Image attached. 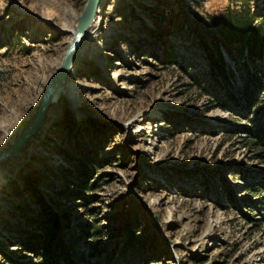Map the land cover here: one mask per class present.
Returning <instances> with one entry per match:
<instances>
[{
    "label": "rangeland",
    "instance_id": "obj_1",
    "mask_svg": "<svg viewBox=\"0 0 264 264\" xmlns=\"http://www.w3.org/2000/svg\"><path fill=\"white\" fill-rule=\"evenodd\" d=\"M86 2L0 0V153ZM228 10L264 19V0L102 1L55 116L0 169V264H264V164L245 141L264 113L215 101L240 99L246 54L223 51L226 87L193 33Z\"/></svg>",
    "mask_w": 264,
    "mask_h": 264
},
{
    "label": "trees",
    "instance_id": "obj_2",
    "mask_svg": "<svg viewBox=\"0 0 264 264\" xmlns=\"http://www.w3.org/2000/svg\"><path fill=\"white\" fill-rule=\"evenodd\" d=\"M193 33L205 50L213 80L216 83L221 82L226 87H230V75L233 77V73L224 59L223 51L233 62L237 57L246 54V61H243V69L240 70L242 75V86L238 92L240 99L227 92L224 93L226 96L219 94L215 101L217 107L222 110L230 109V103L242 101L248 110L260 118L264 113V102L254 93L258 95L264 91V71L259 70L255 63L264 61V19L259 15H245L242 12L228 10L223 17L212 20L211 30H202L198 27ZM196 86L201 92L209 93L202 83H197ZM246 134V145L254 150L259 159H263L264 164V124H260L259 120L250 123ZM258 190L264 192V185Z\"/></svg>",
    "mask_w": 264,
    "mask_h": 264
},
{
    "label": "water",
    "instance_id": "obj_3",
    "mask_svg": "<svg viewBox=\"0 0 264 264\" xmlns=\"http://www.w3.org/2000/svg\"><path fill=\"white\" fill-rule=\"evenodd\" d=\"M102 1L103 0H87L81 15L78 17L76 31L70 32L72 35V40L68 44L67 50L64 53L61 67L46 86L38 112L36 113L33 120L28 124L25 131L18 137V139L12 143L10 147L0 153V167L9 158L19 154L25 148V145L31 140L32 135L36 133L38 134L40 132L41 127L45 123L46 108L57 89L69 76L73 57L80 46L83 36L96 21Z\"/></svg>",
    "mask_w": 264,
    "mask_h": 264
},
{
    "label": "bare ground",
    "instance_id": "obj_4",
    "mask_svg": "<svg viewBox=\"0 0 264 264\" xmlns=\"http://www.w3.org/2000/svg\"><path fill=\"white\" fill-rule=\"evenodd\" d=\"M76 29H77V24L75 25V27H72L71 29H69L70 31H72V32H75L76 31ZM95 31H96V25H95V22L92 24V26L89 28V30L85 33V35L83 36V38H82V40H81V43H80V46L78 47V49H77V51H76V53H75V55H74V57H73V61H72V65H71V69H70V71H69V76H70V74L73 72V70L75 69V65L77 64V62H78V53H79V49H80V47H81V44L83 43V41H84V39L85 38H89V37H92V36H94V33H95ZM68 34H69V32H68ZM61 64H62V62L60 63V66H59V68L61 67ZM59 70V69H58ZM68 76V77H69ZM68 77L66 78V80L64 81V82H66L65 83V85L67 84L68 85V87L70 86V82L69 81H67V79H68ZM64 84V83H63ZM63 84L59 87V88H63L64 86H63ZM63 86V87H62ZM59 88L57 89V91L55 92V94L53 95V97H52V99H51V101H50V103H49V105L47 106V108H46V112H45V120L46 119H51V118H53L54 116H55V114H56V109H57V107H56V104H55V99H56V96H57V93H58V91H59ZM38 137V134L36 133V134H34V135H32V138L33 139H36ZM21 153V152H20ZM20 156V154H17V155H15V156H13V157H11V158H9L1 167H0V169L4 166V165H9V164H11L12 162L13 163H15V161L18 159V157Z\"/></svg>",
    "mask_w": 264,
    "mask_h": 264
}]
</instances>
